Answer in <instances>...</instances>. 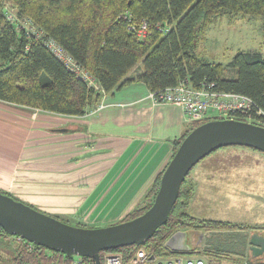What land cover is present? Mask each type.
<instances>
[{
    "label": "trees",
    "instance_id": "trees-1",
    "mask_svg": "<svg viewBox=\"0 0 264 264\" xmlns=\"http://www.w3.org/2000/svg\"><path fill=\"white\" fill-rule=\"evenodd\" d=\"M224 11L259 17L264 23V0H0V100L77 116L85 114L87 107L99 102L103 94L135 80L143 81L154 92L188 81L196 88L206 85L213 91L249 96L254 108L247 114L236 112L231 117L264 125V53L238 50L228 67L197 54L207 30ZM144 23L146 35L140 36ZM49 41L56 42L81 70L87 71L94 84L68 67L54 53ZM138 64L141 74L137 78L127 77ZM218 118L224 116L191 121L174 140L173 155L191 130ZM162 174L148 189L142 204L121 222L152 206ZM192 195L193 187L185 179L167 222L151 238L142 245L101 251V261L108 253H120L128 261L139 250L147 252L150 258L193 254L191 250L173 252L165 247L172 234L188 229L235 231L234 238L222 234L225 240L207 243L197 253L221 261L243 256L249 242V226L191 215ZM56 217L70 223L68 218ZM77 225L94 227L78 222ZM254 229L252 233L261 232ZM82 259L95 263L89 257ZM71 261L60 251L34 243L30 246L29 241H20L0 227V264H69ZM251 262L260 260L252 257Z\"/></svg>",
    "mask_w": 264,
    "mask_h": 264
},
{
    "label": "crops",
    "instance_id": "crops-1",
    "mask_svg": "<svg viewBox=\"0 0 264 264\" xmlns=\"http://www.w3.org/2000/svg\"><path fill=\"white\" fill-rule=\"evenodd\" d=\"M141 72L138 64L127 77ZM150 92L135 80L77 116L0 100V190L71 224L121 222L142 204L191 122L181 107L154 103ZM217 150L208 156L219 161L204 162L201 182L217 184L225 204L234 205L236 193L251 199L246 204L264 231V153L240 145ZM195 217L232 222L210 212Z\"/></svg>",
    "mask_w": 264,
    "mask_h": 264
},
{
    "label": "water",
    "instance_id": "water-1",
    "mask_svg": "<svg viewBox=\"0 0 264 264\" xmlns=\"http://www.w3.org/2000/svg\"><path fill=\"white\" fill-rule=\"evenodd\" d=\"M232 145L252 147L264 153V125L224 117L206 121L182 140L163 171L152 206L135 218L99 227L71 224L0 191V227L36 245L60 251L67 257H89L101 263L100 252L142 245L167 222L181 186L192 169L215 150ZM186 230H178L165 242L173 252L190 250ZM253 257L264 254V234L249 238Z\"/></svg>",
    "mask_w": 264,
    "mask_h": 264
},
{
    "label": "rangeland",
    "instance_id": "rangeland-1",
    "mask_svg": "<svg viewBox=\"0 0 264 264\" xmlns=\"http://www.w3.org/2000/svg\"><path fill=\"white\" fill-rule=\"evenodd\" d=\"M10 11L15 12L13 9H10ZM238 50L259 51L264 53V23L259 17L241 16L224 11L216 17L215 22L207 30L206 39L201 42L197 50V54L201 58H205L210 61L221 62L228 67ZM230 73L231 72L228 71V74ZM209 156L202 159L198 163L199 167L191 171L186 178L188 180V184L193 187V195L189 204V213L198 217L200 215L208 214V212L215 215H222L226 220L249 226L248 229L254 231V228H258L260 225L253 221L255 220V213L252 212L251 205L249 206V204H246V201H250L251 199L245 198L241 196L242 194L238 195L236 193L231 194L236 198V203L234 205L225 204L221 198L223 193L216 190L218 188L217 184L208 185L207 182H201L203 175L200 173H206L204 170L206 165H203L204 162L209 160V163L212 162L217 164L219 161L218 157ZM194 177H198L199 181H194ZM191 182L195 186L191 184ZM190 207L193 211L190 209ZM257 214L259 215V213ZM74 221L84 224V222L81 221ZM251 227H253V229ZM258 229L261 230V233H264L262 228ZM194 230L195 229L186 230V242L190 245V250L193 252L203 250L204 242L202 241L204 238L207 240L205 244L219 242L218 240H225V238H222V234H215V236L218 237H211L209 234H200L203 233L204 230H198L199 234H195ZM228 232L231 231L226 230L225 235L233 236V238L236 236V234H233L235 231H232V234H227ZM260 256H258V259L261 262H264V254Z\"/></svg>",
    "mask_w": 264,
    "mask_h": 264
},
{
    "label": "built area",
    "instance_id": "built-area-1",
    "mask_svg": "<svg viewBox=\"0 0 264 264\" xmlns=\"http://www.w3.org/2000/svg\"><path fill=\"white\" fill-rule=\"evenodd\" d=\"M9 17H13L10 14ZM147 24L144 23L140 29V36L146 35ZM49 46L52 48L55 54L61 59L65 60L68 67L79 73V75L88 81L90 84H94V80L88 74L87 71L81 70L75 61L68 56L64 50L56 44L54 41H49ZM149 97L154 103H170L181 107L187 117L191 121L203 120L213 115H222L224 117H231L236 112L249 113L254 108V101L247 95L232 92H217L210 89V86H202L196 88L188 81L180 82L176 86L168 87L158 92L151 91ZM262 114V112H259ZM249 238L252 234V230H247ZM226 230L215 229L211 231H203L200 234H225ZM195 234H199V231H195ZM17 239L25 240L20 236ZM201 240V239H200ZM203 249L207 246L206 239L203 241ZM32 246V242H30ZM192 251V250H191ZM193 252V251H192ZM193 252V254L177 253L168 258H150L149 254L144 250H139L128 261H125L124 257L120 253H108L104 260L100 264H263L264 262H251L252 253L250 249V242H248L245 254L235 260H219L215 257L207 254H199ZM254 258V257H253ZM258 258V257H257ZM58 264V263H55ZM69 264H89L83 261L82 257L72 258ZM96 264V263H94Z\"/></svg>",
    "mask_w": 264,
    "mask_h": 264
},
{
    "label": "bare ground",
    "instance_id": "bare-ground-1",
    "mask_svg": "<svg viewBox=\"0 0 264 264\" xmlns=\"http://www.w3.org/2000/svg\"><path fill=\"white\" fill-rule=\"evenodd\" d=\"M261 257V256H260Z\"/></svg>",
    "mask_w": 264,
    "mask_h": 264
}]
</instances>
